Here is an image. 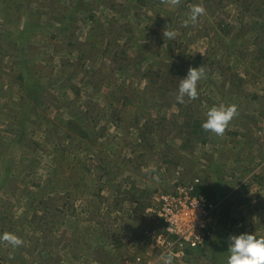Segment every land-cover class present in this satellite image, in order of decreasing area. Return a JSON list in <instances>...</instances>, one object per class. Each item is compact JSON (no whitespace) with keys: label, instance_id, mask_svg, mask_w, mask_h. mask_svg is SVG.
Returning a JSON list of instances; mask_svg holds the SVG:
<instances>
[{"label":"rangeland","instance_id":"1","mask_svg":"<svg viewBox=\"0 0 264 264\" xmlns=\"http://www.w3.org/2000/svg\"><path fill=\"white\" fill-rule=\"evenodd\" d=\"M27 20L40 25L21 59L14 32ZM4 49L0 264H119L140 250L135 222H153V198L194 177L218 204L211 236L164 249L173 264H226L230 235L264 236V172L252 175L264 160V0H0ZM198 66L197 98L177 103ZM221 103L238 113L223 135L188 132Z\"/></svg>","mask_w":264,"mask_h":264},{"label":"built area","instance_id":"2","mask_svg":"<svg viewBox=\"0 0 264 264\" xmlns=\"http://www.w3.org/2000/svg\"><path fill=\"white\" fill-rule=\"evenodd\" d=\"M257 134L264 140V125H260ZM256 168L257 170L251 172L252 175L256 171L263 174L264 160ZM252 175L248 177L249 180ZM198 182L197 177L190 181L177 182L159 196H153L156 206H148L146 210L153 213L162 222V226L143 230L145 253L134 254L131 258L124 257L120 264H162L159 260L160 254L150 255L153 249H161L160 253L173 249L175 251L173 254L176 256L204 245L211 236L207 221L216 211L218 204L194 191Z\"/></svg>","mask_w":264,"mask_h":264},{"label":"clouds","instance_id":"3","mask_svg":"<svg viewBox=\"0 0 264 264\" xmlns=\"http://www.w3.org/2000/svg\"><path fill=\"white\" fill-rule=\"evenodd\" d=\"M205 9L202 5H194L190 10V18L193 22L204 14ZM169 38L174 37L173 31L163 32ZM206 73L202 66L190 67L186 76L180 78L176 102L184 103L185 97L196 99L198 96V82L205 78ZM235 104L221 103L211 106L206 112V119L201 126L206 131L223 135L229 122L237 115ZM12 247L23 244V239L14 233H4L2 237ZM228 248L226 264H264V236H257L254 232H241L232 234L227 238ZM159 260L162 264H173L174 256L167 252L160 255Z\"/></svg>","mask_w":264,"mask_h":264},{"label":"trees","instance_id":"4","mask_svg":"<svg viewBox=\"0 0 264 264\" xmlns=\"http://www.w3.org/2000/svg\"><path fill=\"white\" fill-rule=\"evenodd\" d=\"M138 2L139 3H143V2H145V0H138ZM159 2H160V0H159ZM62 22H64V21H62ZM66 22H69V19H67ZM39 25H40V23H38L37 21L27 20V21H24L21 26H19V29L17 27V29L15 30L14 35H15V39L17 40L15 42V44L17 46L19 44L20 45V46H18L19 48L22 47V49L20 50V53H19V58L22 59L24 57V54H25L24 46L25 47H29L30 46L27 35H30L31 32H33V33L37 32L39 30L37 28V27H39ZM51 37H55V36L52 35ZM22 51H23V54H22ZM6 54H7V50L4 49V50H2L0 52V57L3 56V55H6ZM10 54L13 55L14 57L16 56L15 53L14 54L10 53ZM23 77H24V75L22 73H19V79L21 80ZM186 122H185V124L189 125L188 126V128H189L188 132H190L191 134L195 135V134L199 133L200 131H203V130H201V125H200L199 121L193 120V121H191L190 124H188V122L187 123ZM71 123H72V121H71ZM194 191L197 192V193H201V194L207 196L206 195L207 194V187L204 184H202V183L196 184ZM224 247H225V245H219L217 247L218 251L220 249H223Z\"/></svg>","mask_w":264,"mask_h":264},{"label":"crops","instance_id":"5","mask_svg":"<svg viewBox=\"0 0 264 264\" xmlns=\"http://www.w3.org/2000/svg\"><path fill=\"white\" fill-rule=\"evenodd\" d=\"M144 215H145V217L147 216V215H149V213H148V211L146 210V208H145V212H144ZM154 216V215H153ZM144 217V218H145ZM156 217V216H155ZM155 217H153V222L152 223H149L148 224V219H143V220H141V221H139V222H135V224H136V230H137V232L138 231H140L141 230V232H140V234L139 233H137V236H140V235H143V239H144V231H143V228H145V227H148V225H151V226H153V227H155L156 226V228H160V226H162V222L159 220V219H157V217L155 218ZM148 218H150V217H148ZM139 227H141V229L139 228ZM136 236V235H135ZM134 236V237H135ZM141 239V238H140ZM140 239H137V241H140ZM142 240V239H141ZM135 241H136V239H135ZM134 241V242H135ZM136 241V242H137ZM128 242H131V238H129V241ZM140 250H142V251H140ZM140 250H137V252L136 253H133V254H131V255H134V254H137V253H141V252H144L145 253V246H144V244H143V242L141 243V245H140ZM126 255H121L120 256V258H119V264L121 263V262H123V259H124V257H125ZM126 257H130L131 258V256H129V255H127Z\"/></svg>","mask_w":264,"mask_h":264}]
</instances>
